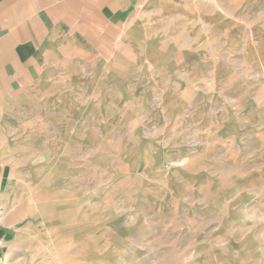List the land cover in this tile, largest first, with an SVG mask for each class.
<instances>
[{"label": "rangeland", "instance_id": "rangeland-1", "mask_svg": "<svg viewBox=\"0 0 264 264\" xmlns=\"http://www.w3.org/2000/svg\"><path fill=\"white\" fill-rule=\"evenodd\" d=\"M121 32L8 101L0 264H264V0H140Z\"/></svg>", "mask_w": 264, "mask_h": 264}, {"label": "crops", "instance_id": "crops-1", "mask_svg": "<svg viewBox=\"0 0 264 264\" xmlns=\"http://www.w3.org/2000/svg\"><path fill=\"white\" fill-rule=\"evenodd\" d=\"M140 0H0V130L7 103L37 82L50 56L114 49ZM136 4V5H135ZM49 52V53H48ZM49 56V57H48ZM19 164L0 138V256L29 217L17 191Z\"/></svg>", "mask_w": 264, "mask_h": 264}, {"label": "built area", "instance_id": "built-area-1", "mask_svg": "<svg viewBox=\"0 0 264 264\" xmlns=\"http://www.w3.org/2000/svg\"><path fill=\"white\" fill-rule=\"evenodd\" d=\"M5 218V209L3 206L0 205V225L3 223ZM3 242L0 240V244H2Z\"/></svg>", "mask_w": 264, "mask_h": 264}]
</instances>
